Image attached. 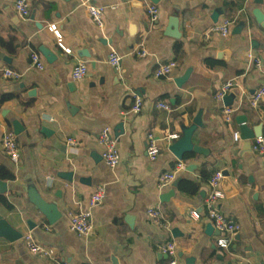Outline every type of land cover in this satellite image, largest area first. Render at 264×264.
<instances>
[{
	"label": "crops",
	"instance_id": "0c3cea01",
	"mask_svg": "<svg viewBox=\"0 0 264 264\" xmlns=\"http://www.w3.org/2000/svg\"><path fill=\"white\" fill-rule=\"evenodd\" d=\"M88 4L104 7L102 26L91 18ZM150 5L159 8L155 22ZM217 8L223 13L214 22ZM30 11L21 17L15 0H0V179L7 182L0 214L23 234L15 241L0 236V264H170V256L159 249L168 242L176 244L178 264L188 257H195V264H264V152L234 139L239 115L251 128L262 125L264 134V99L258 107L250 103L264 86V23L254 15H264V0H30ZM174 17L179 37L167 34ZM224 20L232 22L226 37L212 30ZM240 22L241 33L234 34ZM51 24L70 52L49 30ZM142 48L146 57L137 54ZM113 51L121 56L117 67L109 62ZM32 52L42 56L43 69L32 65ZM172 60L177 62L172 74L155 77L158 64ZM82 61L87 73L75 80L72 69ZM5 68L22 78H5ZM189 68L190 77L179 87L175 80ZM227 81L236 85L231 123L224 121V100L216 98ZM137 96L143 100L139 113L132 111ZM162 101L173 111L160 109ZM199 111L204 126L193 142L209 152L187 153L179 160L167 137L181 136L182 124L191 125ZM15 120L24 127L19 135ZM120 125L124 132L116 137ZM104 128L111 130L121 154L114 168L103 158ZM8 130L19 144L18 164L3 147ZM149 135L157 139L156 159L148 153ZM68 137L80 142L75 152ZM179 161L185 168L160 189L159 176ZM217 171L229 173L219 184L216 206L240 224L232 235L218 231L208 216L209 181ZM62 172H72V181ZM31 186L57 203V221L50 223L31 202ZM98 187L105 195L93 210V232L78 235L70 228V216L88 208ZM151 207L161 209L167 226L151 221ZM27 233L53 249L56 259L32 253L24 241ZM221 239L229 240L227 247L220 246Z\"/></svg>",
	"mask_w": 264,
	"mask_h": 264
},
{
	"label": "built area",
	"instance_id": "2783aa9c",
	"mask_svg": "<svg viewBox=\"0 0 264 264\" xmlns=\"http://www.w3.org/2000/svg\"><path fill=\"white\" fill-rule=\"evenodd\" d=\"M15 9L19 13L21 17L27 18L30 16V0H15ZM87 10L91 16V18L95 21L99 26L103 25V15H104V7L96 6V5H87ZM148 12L150 14V18L152 22H155L159 17V8L156 5H150L148 8ZM232 22L230 20H224L222 23L216 24L212 30L219 32L222 36H228L230 34ZM49 30L53 31L58 38L59 44L64 48L61 41L60 32L57 29L55 24L49 25ZM65 51L70 52V49L64 48ZM140 57H146L149 53L146 48H142L137 52ZM250 58H253L252 55H249ZM256 66H260L261 62L259 59H254ZM121 61V56L113 51L110 54L109 62L111 65L117 67ZM31 63L37 69H43L45 67V62L40 55V53L32 52L31 53ZM177 62L175 60L159 63L157 68L155 69L154 75L157 78L168 77L172 74L173 70L176 68ZM87 64L85 62L77 63L72 69V77L75 80L82 79L87 73ZM2 74L5 78L19 80L22 78L23 74L15 71L10 68H5L2 71ZM236 89V85L233 81H227L223 85H221L220 89L216 93V98L218 100H223L224 97L230 93H232ZM264 99V86L258 88L254 94L251 96L250 103L253 107H258L259 103ZM143 100L141 97H136L134 104L132 106V111L135 113H139L142 110ZM157 106L160 109H163L167 112H172V106L165 101L157 103ZM237 108L230 105L225 106L224 113V121L226 123H231L233 121L234 114L236 113ZM179 134H170L167 138L168 140H175L179 138ZM234 139L239 140V132H234ZM100 141L104 145L103 158L107 165L111 168L116 167L121 161V154L118 148V144L116 139L111 134V130L109 128H104L100 134ZM3 147L5 153L10 157L11 161L15 164H18L21 158V153L19 149V144L16 139V135L12 130H8L4 132L2 138ZM67 144L69 145V149L71 152H75L80 142L75 137H68ZM252 149L255 152L263 153L264 152V134L259 135L258 137L252 140ZM148 153L151 159H156L159 153V146L157 143V139L153 135H149V143H148ZM185 168V163L179 161L175 168L169 172H165L159 176L158 186L159 188L167 187L176 177L177 173L182 171ZM223 179V173L221 171L215 172L210 178L209 184L211 187L210 193L206 198V207L208 211L209 219L211 220L214 227L223 233H227L232 235L233 233L240 230V224L236 223L229 217H227L224 213H222L216 206V202L218 198L221 196V192L218 190L219 184ZM105 189L104 187H98L91 195L88 203V208L76 213L71 214L70 216V228L75 233L81 236H89L94 229L93 223V210L99 206L104 199ZM195 217H199L200 214L197 212H193ZM148 216L151 221L157 225L167 226L164 222V216L160 208L151 207L148 209ZM24 241L29 248V250L39 256L47 257L49 259L55 260L56 255L53 249L46 247L40 243H38L32 233H27L24 236ZM220 246L227 247L229 244L228 239H221L219 241ZM159 249L170 256L171 261L170 264H178L177 260V247L175 242H168L165 244H161Z\"/></svg>",
	"mask_w": 264,
	"mask_h": 264
},
{
	"label": "water",
	"instance_id": "95a60500",
	"mask_svg": "<svg viewBox=\"0 0 264 264\" xmlns=\"http://www.w3.org/2000/svg\"><path fill=\"white\" fill-rule=\"evenodd\" d=\"M154 3L158 2L159 0H151ZM223 13V8H217L215 9L212 19L214 22L218 21L219 16ZM254 15L258 22L264 23V15H262L259 11H254ZM170 25L172 26L171 30L167 31V34H170L175 37H179L178 32V25H179V19L178 17H174L170 20ZM244 23L240 22L237 27L233 30L234 34L241 33L242 27ZM40 28L43 27V25L40 23L38 24ZM45 56L48 57L49 60L55 59V56L51 51L48 49H42ZM192 72V68L187 69V71L180 77H178L175 81L179 87H181L190 77V74ZM236 97L235 93H230L224 97V104L225 106H230L233 104L234 99ZM245 115H239L237 117V122L239 123V136L242 140L246 141L249 146L252 144V140L259 135L263 133L262 125L258 127H249L246 121ZM14 131L17 135L23 131L24 127L18 122L14 121ZM204 123L202 121V111H199V113L194 117L193 123L189 126H186L182 124V135L176 139L173 140V142L169 146V150L179 159L183 160L185 157V154L187 153H199V154H208L209 150L201 145L195 144L193 142V135L198 129V127H203ZM47 132V131H46ZM124 132L123 125H120L117 130L115 131V136H119ZM62 177L65 179L72 181V172H62L60 173ZM228 172H223V176H228ZM175 183L174 185H176ZM7 190V182L0 179V193H4ZM29 197L31 199V202L35 205V207L46 217V219L50 223H54L61 217V212L58 210L57 203L55 202H48L44 199V197L39 193V191L31 186L28 189ZM28 225L30 229H33L35 227V223H33L31 220L28 221ZM213 227L210 225L207 227V232L209 233ZM0 236H3L7 238L10 241H15L20 238H22L23 234L19 231H17L10 223L9 221L4 218L0 214ZM196 259L195 257H188L186 259V264H195Z\"/></svg>",
	"mask_w": 264,
	"mask_h": 264
},
{
	"label": "trees",
	"instance_id": "16d2710c",
	"mask_svg": "<svg viewBox=\"0 0 264 264\" xmlns=\"http://www.w3.org/2000/svg\"><path fill=\"white\" fill-rule=\"evenodd\" d=\"M177 48H179V46H178ZM7 176H9V177L11 178V176H12V175H10V174H7ZM0 202H1V203H5V204H6V203H7V200L5 199V197H3V196H0Z\"/></svg>",
	"mask_w": 264,
	"mask_h": 264
}]
</instances>
